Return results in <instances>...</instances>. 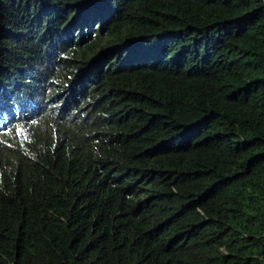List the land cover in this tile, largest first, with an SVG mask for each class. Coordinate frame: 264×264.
Masks as SVG:
<instances>
[{
	"label": "trees",
	"instance_id": "1",
	"mask_svg": "<svg viewBox=\"0 0 264 264\" xmlns=\"http://www.w3.org/2000/svg\"><path fill=\"white\" fill-rule=\"evenodd\" d=\"M0 264H264V0H0Z\"/></svg>",
	"mask_w": 264,
	"mask_h": 264
}]
</instances>
